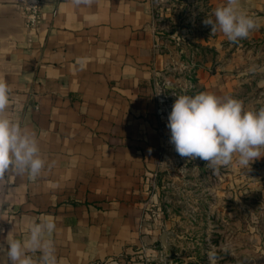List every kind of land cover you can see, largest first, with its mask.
I'll list each match as a JSON object with an SVG mask.
<instances>
[{"label":"crops","instance_id":"1","mask_svg":"<svg viewBox=\"0 0 264 264\" xmlns=\"http://www.w3.org/2000/svg\"><path fill=\"white\" fill-rule=\"evenodd\" d=\"M241 6L254 33L264 30V0ZM152 9L151 0H0V79L11 90L2 115L35 137L45 161L35 177L0 176V264L12 241L33 264L46 253L55 264H138L129 259L145 248L149 190L170 154L166 98L176 95L165 89L176 83L164 76L170 55ZM224 71L199 69L201 92H230L234 75Z\"/></svg>","mask_w":264,"mask_h":264},{"label":"rangeland","instance_id":"2","mask_svg":"<svg viewBox=\"0 0 264 264\" xmlns=\"http://www.w3.org/2000/svg\"><path fill=\"white\" fill-rule=\"evenodd\" d=\"M225 2L209 0L212 19L217 6ZM194 4L193 0H154L159 48L170 55L164 76L175 81V96L200 93L196 72L205 65L221 66L234 75L231 91L223 97L242 101L244 111L258 112L264 108V92L255 86L259 71H253L264 63V30L252 31L237 42L222 33L217 36L218 31L206 42H192L191 24L197 22L196 11H201ZM185 45L180 56L177 48ZM175 96L166 98L168 114ZM168 147L167 165L154 177L143 214L144 251L130 255L129 260L138 264H264V156L249 169L234 156L231 165L213 171L206 161L181 157L172 143ZM170 230L177 237L167 239L172 250H166L158 237Z\"/></svg>","mask_w":264,"mask_h":264},{"label":"clouds","instance_id":"3","mask_svg":"<svg viewBox=\"0 0 264 264\" xmlns=\"http://www.w3.org/2000/svg\"><path fill=\"white\" fill-rule=\"evenodd\" d=\"M91 2L74 0L77 5ZM213 16L214 19L205 18L203 23L210 26L212 33L219 31L231 42L248 38L259 27L242 9L241 0H226L214 10ZM10 91L6 81L0 79V176L15 168L17 172H28L35 177L45 165L35 137L2 115L9 105ZM175 97L167 127L170 143L181 157L199 158L213 171H219L231 165L234 156L248 169L264 156V108L258 112L244 111L242 101L207 92ZM47 227L51 230L54 225L49 223ZM36 231L33 230V238ZM24 248L19 241L10 242L4 264H33ZM44 261L55 264L50 253L45 254Z\"/></svg>","mask_w":264,"mask_h":264},{"label":"trees","instance_id":"4","mask_svg":"<svg viewBox=\"0 0 264 264\" xmlns=\"http://www.w3.org/2000/svg\"><path fill=\"white\" fill-rule=\"evenodd\" d=\"M193 1L195 3L194 5L196 7H201V11H196V13L198 14V17H199V18L197 17L196 21L197 22H201V25H199L197 22L196 23L193 22L191 24L192 25L191 26V28H192V40L191 41L192 42H200V41H205L206 42L210 36L214 37L213 36L214 33L210 34V35L207 34L208 32L209 33H212V32H210V26H206L203 23V21L205 20V18H211V15H212L211 12H212L213 9H212V6L209 3V0H193ZM151 3H152V6H153L152 15H153V19H155V16H154L155 15L154 0H151ZM194 24H196V25H194ZM197 25L201 26V29H197V27H196ZM154 33H155V35L157 37L158 31L156 30V28H154ZM170 34L171 33H168L165 36H167V38H168L170 36ZM183 40H185V39L183 38ZM169 41L172 42L173 40H169ZM173 43H174V41H173ZM176 43H177V45L180 46V42H176ZM186 44L190 45V42L186 41ZM193 47H199V46H193ZM185 49H186V45L184 46V48H182V46L177 48V52H179L180 56H183L182 52H184ZM206 49L207 48H205V49L203 48V50H206ZM161 52L162 53H166L164 51H161Z\"/></svg>","mask_w":264,"mask_h":264},{"label":"water","instance_id":"5","mask_svg":"<svg viewBox=\"0 0 264 264\" xmlns=\"http://www.w3.org/2000/svg\"><path fill=\"white\" fill-rule=\"evenodd\" d=\"M165 89L174 91L176 89L175 86L172 85H165ZM177 237L176 233L172 230L170 231H162L158 237V240L163 248L166 250H172V247L168 243L167 239L172 238L175 239Z\"/></svg>","mask_w":264,"mask_h":264},{"label":"built area","instance_id":"6","mask_svg":"<svg viewBox=\"0 0 264 264\" xmlns=\"http://www.w3.org/2000/svg\"><path fill=\"white\" fill-rule=\"evenodd\" d=\"M25 15L27 23L30 27H33L37 22V2L32 1L27 7H25Z\"/></svg>","mask_w":264,"mask_h":264}]
</instances>
